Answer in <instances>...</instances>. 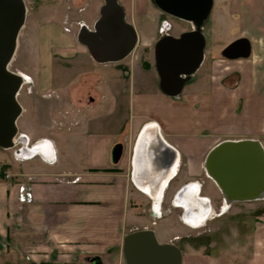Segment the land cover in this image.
<instances>
[{
	"label": "crops",
	"instance_id": "crops-1",
	"mask_svg": "<svg viewBox=\"0 0 264 264\" xmlns=\"http://www.w3.org/2000/svg\"><path fill=\"white\" fill-rule=\"evenodd\" d=\"M118 1L126 20L136 27L138 43L126 58L100 63L77 33L82 24L93 27L104 0H25L27 16L18 42L25 32V55L38 64L27 72L33 80L29 92L38 96L40 105L34 104L36 98L20 102L17 125L32 141L48 146L46 154L28 159L16 157L13 148L0 147V264H92L89 258L95 255L104 264H121L124 236L140 229L128 223L129 208H140L147 216L141 227L158 233L156 219L146 210L153 212L149 178L168 166L173 151L167 145L175 150L173 170L179 163L165 187L162 206L170 192L169 206L182 208L173 203L174 195L195 181L214 211L211 194L204 192L210 179L204 167L208 152L224 139L254 138L264 146V45L248 37L252 50L256 46L252 58H224L208 72L201 65L182 92L170 96L160 89L155 63L136 55L138 47H154L162 11L153 0ZM236 1L230 0L223 15L229 29L244 15ZM141 62L154 69L137 75L135 66ZM149 123L158 126L166 146L155 140L147 145L136 178V145ZM119 144L120 157L114 161ZM152 150L158 167L152 158L148 161ZM82 155L85 167L61 168L63 160L78 162ZM214 184L222 204L223 195ZM179 238L168 241L177 244ZM182 264L220 263L191 245Z\"/></svg>",
	"mask_w": 264,
	"mask_h": 264
},
{
	"label": "water",
	"instance_id": "water-1",
	"mask_svg": "<svg viewBox=\"0 0 264 264\" xmlns=\"http://www.w3.org/2000/svg\"><path fill=\"white\" fill-rule=\"evenodd\" d=\"M165 14L188 21L192 28L179 35L160 36L154 45L155 68L159 75L160 89L167 95H179L185 84L199 70L205 59L206 36L204 24L210 17L214 0H153ZM27 16L25 0H0V147H13V138L18 132L17 119L23 111L18 94L23 77L18 70L10 68L15 55L18 36ZM80 43L86 46L94 60L100 63L116 62L130 55L137 46L136 27L126 20L124 7L118 0H104L100 16L92 28L82 24L77 33ZM252 44L248 37H238L222 50L226 59L248 58ZM165 145L158 126L146 124L139 135L134 156L135 176L140 158L151 141ZM160 145V146H161ZM168 166L159 170L158 177H150V189L157 195L166 182L173 177L176 162L175 150ZM122 146L113 151V160L120 157ZM148 161L159 164L153 150ZM206 174L220 188L223 199L230 203L251 201L264 197V146L258 139H224L207 154L204 163ZM137 178V176H136ZM197 182L182 185L174 195L173 203L182 206V219L197 221L208 216L212 209L208 197L200 195ZM122 252L125 264H182L183 255L179 246L162 242L153 228H136L123 238ZM92 264H104L99 255L89 258Z\"/></svg>",
	"mask_w": 264,
	"mask_h": 264
},
{
	"label": "rangeland",
	"instance_id": "rangeland-1",
	"mask_svg": "<svg viewBox=\"0 0 264 264\" xmlns=\"http://www.w3.org/2000/svg\"><path fill=\"white\" fill-rule=\"evenodd\" d=\"M229 5L230 0H214L210 17L204 24L203 31L206 36V47L205 59L201 67L202 71L208 72L214 62L225 58L221 52L228 43L234 40L235 36L256 39L259 46L264 45V0H237L236 5L238 10H243L244 15L240 14V16L233 20V27L231 29H229V24L223 23L227 19L224 20L223 15L228 13ZM233 8L237 10L236 7ZM165 18L171 23V34L179 35L181 32L192 28L190 22L163 13V19ZM23 31H25V28ZM24 33H22L20 38L22 42L20 44L19 42L17 43V49L10 63V68L18 70V72L27 73L37 68L38 64L33 63L25 55L26 49L22 38ZM158 33L160 34L159 29ZM254 48L249 58L253 57ZM136 51V55L139 58L142 57V60L146 58L155 63L154 47L149 49L138 47ZM144 62L136 64L135 72L137 75L140 71L144 75H148L147 70L154 69L153 65L149 67ZM54 68H56L55 64ZM125 72L126 75H129V70H125ZM27 74V76H30L29 73ZM31 87L32 85H24L18 94L19 101L24 105L28 101L30 102L31 98H36L34 104H39L38 96H30L29 90ZM85 166V158L82 155V158L78 159V162L71 159L63 160L61 168L79 169ZM204 192L211 194L216 211L214 218L208 219L206 224L200 228H191L190 225L188 226L181 219L182 208L169 206V200L172 196L170 192L167 194L164 202L162 214L154 215L153 212L146 209L151 218L153 217L152 219H156L157 221L154 227L157 229L158 233L156 235L158 239L168 241L169 238L175 235L180 236L177 244L182 251V255L187 252V247L192 245L195 251L210 254L212 258H217L220 264H249L250 260H252V263L263 264L264 200L256 199L244 202H232L230 209L220 212L221 195L211 179L207 180ZM127 221L128 223L139 225L141 229V225L147 221V216L140 211V208H129ZM148 222H151V219ZM184 225L188 226L189 229L184 228ZM121 254L123 258L121 264H125L122 251Z\"/></svg>",
	"mask_w": 264,
	"mask_h": 264
},
{
	"label": "built area",
	"instance_id": "built-area-1",
	"mask_svg": "<svg viewBox=\"0 0 264 264\" xmlns=\"http://www.w3.org/2000/svg\"><path fill=\"white\" fill-rule=\"evenodd\" d=\"M170 27L171 23L168 22V20L165 18L162 20L160 28H159V37L163 35H168L170 33ZM33 80L31 76H29V79L26 83H24L23 80V85H32ZM48 146V143L45 141H39V142H34L31 140V138L28 136L23 131L18 130L17 134L13 138V148L14 153L16 154V157L21 158V159H28L33 157L34 155L38 153L46 154V147ZM6 177L9 178L11 177V174L6 173ZM232 205V204H231ZM225 199H223V202L220 206V212H225L226 210L230 209V207L225 208Z\"/></svg>",
	"mask_w": 264,
	"mask_h": 264
},
{
	"label": "bare ground",
	"instance_id": "bare-ground-1",
	"mask_svg": "<svg viewBox=\"0 0 264 264\" xmlns=\"http://www.w3.org/2000/svg\"><path fill=\"white\" fill-rule=\"evenodd\" d=\"M23 79H24V83H26L29 79V76H27V74L23 73V72H19ZM178 163H176V167H175V170H174V173L176 174V170L178 169ZM208 178H210L214 183H216L209 175H207ZM166 185H168V182L165 183L164 185V188L157 194V195H153V193H151V195H153V205L151 207V210L156 214V215H160L163 213V206H162V196H163V193H164V190H165V187ZM217 185V183H216ZM218 186V185H217ZM220 189V188H219ZM147 191V190H146ZM221 191V190H220ZM148 192H149V189H148ZM150 193V192H149ZM222 193V192H221ZM261 199L264 200V197H262ZM232 203H230L228 200H225V206H224V209L225 208H228L231 206ZM182 207V206H181ZM215 211L213 209L210 210V214L208 216H205L203 218H200L198 219L197 221L195 220H192L190 221L189 219L187 220V224L190 225L191 227H194V228H197V227H200L202 226L203 224L206 223V221L208 219H211V218H214V214Z\"/></svg>",
	"mask_w": 264,
	"mask_h": 264
},
{
	"label": "flooded vegetation",
	"instance_id": "flooded-vegetation-1",
	"mask_svg": "<svg viewBox=\"0 0 264 264\" xmlns=\"http://www.w3.org/2000/svg\"><path fill=\"white\" fill-rule=\"evenodd\" d=\"M177 173V172H176ZM176 175V174H175ZM164 195H165V190H164V193H163V196H162V201H163V198H164ZM207 222V221H206ZM206 224V223H205ZM205 224H203V225H205ZM202 225V226H203ZM201 227V226H200ZM198 228V227H197Z\"/></svg>",
	"mask_w": 264,
	"mask_h": 264
}]
</instances>
